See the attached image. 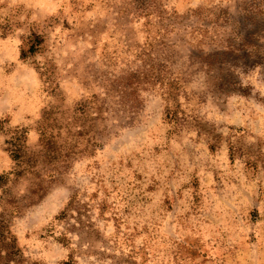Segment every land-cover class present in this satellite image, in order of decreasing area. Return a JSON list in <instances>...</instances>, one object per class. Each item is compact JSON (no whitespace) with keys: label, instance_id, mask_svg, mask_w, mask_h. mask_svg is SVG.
<instances>
[{"label":"rangeland","instance_id":"rangeland-1","mask_svg":"<svg viewBox=\"0 0 264 264\" xmlns=\"http://www.w3.org/2000/svg\"><path fill=\"white\" fill-rule=\"evenodd\" d=\"M0 264H264V0H0Z\"/></svg>","mask_w":264,"mask_h":264},{"label":"trees","instance_id":"trees-1","mask_svg":"<svg viewBox=\"0 0 264 264\" xmlns=\"http://www.w3.org/2000/svg\"><path fill=\"white\" fill-rule=\"evenodd\" d=\"M164 64H160L159 67L155 68L154 65L149 64L148 71L150 75H146L145 73L140 77V74L134 73L132 77L135 79V81L130 82L129 84H135L139 85L140 83L144 82H154V81H164L165 75L162 74L164 69ZM179 77V76H178ZM178 77L169 79L167 81V85L169 87L178 89ZM139 79H142L139 81ZM144 80V81H143ZM137 82V83H136ZM169 115L171 116V119L174 121L178 120L177 111H170L169 109ZM48 148V147H47ZM51 150V147H49ZM238 151V150H237ZM51 153V152H50ZM15 157L21 156L20 151H15ZM2 179V177H1ZM96 197L95 195L90 199L92 201L88 202L85 201V199H82L81 196L78 194H75L70 201L68 202L66 208L59 214V216L56 218L59 222L63 223V230L61 232V237L64 242H67V244L70 243L71 236L74 232H77V234L80 236L83 231L86 233L94 232L96 229H94L95 225L93 222L89 219V214L92 213L95 206L100 212H104L106 210V204L102 202H94L93 198Z\"/></svg>","mask_w":264,"mask_h":264}]
</instances>
